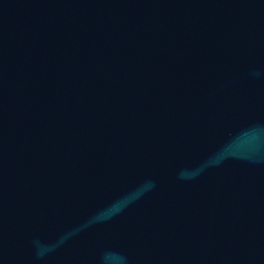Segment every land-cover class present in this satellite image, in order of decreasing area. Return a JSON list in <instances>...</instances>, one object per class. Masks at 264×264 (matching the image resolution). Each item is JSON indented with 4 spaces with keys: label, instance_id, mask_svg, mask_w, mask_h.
I'll return each instance as SVG.
<instances>
[{
    "label": "water",
    "instance_id": "obj_1",
    "mask_svg": "<svg viewBox=\"0 0 264 264\" xmlns=\"http://www.w3.org/2000/svg\"><path fill=\"white\" fill-rule=\"evenodd\" d=\"M0 264H264V0H0Z\"/></svg>",
    "mask_w": 264,
    "mask_h": 264
},
{
    "label": "clouds",
    "instance_id": "obj_2",
    "mask_svg": "<svg viewBox=\"0 0 264 264\" xmlns=\"http://www.w3.org/2000/svg\"><path fill=\"white\" fill-rule=\"evenodd\" d=\"M61 242H63V239L61 240ZM47 250H51V249H47ZM45 251H46V250H42V251H40L38 254L41 255V256H43V255L45 254Z\"/></svg>",
    "mask_w": 264,
    "mask_h": 264
}]
</instances>
